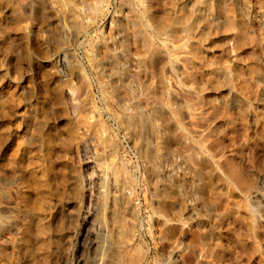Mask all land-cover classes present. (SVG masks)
I'll return each instance as SVG.
<instances>
[{"label":"rangeland","instance_id":"obj_1","mask_svg":"<svg viewBox=\"0 0 264 264\" xmlns=\"http://www.w3.org/2000/svg\"><path fill=\"white\" fill-rule=\"evenodd\" d=\"M0 264H264V0H0Z\"/></svg>","mask_w":264,"mask_h":264}]
</instances>
